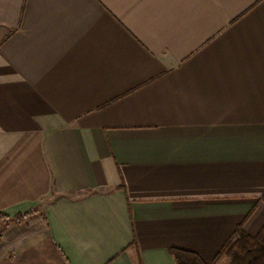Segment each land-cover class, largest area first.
Segmentation results:
<instances>
[{"label": "crops", "instance_id": "obj_1", "mask_svg": "<svg viewBox=\"0 0 264 264\" xmlns=\"http://www.w3.org/2000/svg\"><path fill=\"white\" fill-rule=\"evenodd\" d=\"M263 195L264 0H0V264H209Z\"/></svg>", "mask_w": 264, "mask_h": 264}, {"label": "trees", "instance_id": "obj_2", "mask_svg": "<svg viewBox=\"0 0 264 264\" xmlns=\"http://www.w3.org/2000/svg\"><path fill=\"white\" fill-rule=\"evenodd\" d=\"M260 202L264 205V195ZM21 218L26 216L19 217L17 220ZM170 254L176 264H205L191 253L172 250ZM223 258L230 259V264H264V226L253 238L244 233L242 225L238 226L232 237L209 264H217Z\"/></svg>", "mask_w": 264, "mask_h": 264}, {"label": "rangeland", "instance_id": "obj_3", "mask_svg": "<svg viewBox=\"0 0 264 264\" xmlns=\"http://www.w3.org/2000/svg\"><path fill=\"white\" fill-rule=\"evenodd\" d=\"M223 259H227V258H223ZM227 264H230L231 263V260L228 259V262H226Z\"/></svg>", "mask_w": 264, "mask_h": 264}]
</instances>
